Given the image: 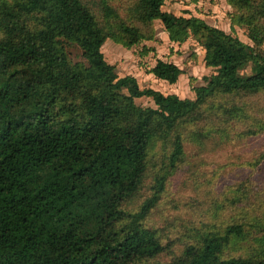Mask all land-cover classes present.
Returning a JSON list of instances; mask_svg holds the SVG:
<instances>
[{
  "label": "trees",
  "instance_id": "1",
  "mask_svg": "<svg viewBox=\"0 0 264 264\" xmlns=\"http://www.w3.org/2000/svg\"><path fill=\"white\" fill-rule=\"evenodd\" d=\"M226 2L253 44L167 12L163 0H134L125 18L104 0H0V264H133L164 250L141 224L157 195L137 212L120 206L139 189L152 141L170 136L169 171L182 155V122L264 132V0ZM155 20L171 41L195 39L215 69L193 98L141 89L104 58L106 39L127 48L153 39ZM63 40L86 62H73ZM149 72L174 83L181 69L157 59ZM141 96L154 106L136 105ZM200 224L180 255L146 264H264V201Z\"/></svg>",
  "mask_w": 264,
  "mask_h": 264
},
{
  "label": "rangeland",
  "instance_id": "2",
  "mask_svg": "<svg viewBox=\"0 0 264 264\" xmlns=\"http://www.w3.org/2000/svg\"><path fill=\"white\" fill-rule=\"evenodd\" d=\"M83 1L96 6L101 0ZM104 1L125 18L126 7L134 0ZM162 9L177 16H197L253 44L245 25L231 23L233 9L226 0H163ZM154 33L153 39L142 40L129 48L106 39L101 46L105 60L119 76H134L141 89L152 88L164 94L193 98V87L203 84L204 77L215 71L205 65L203 47L192 37L181 43L171 41L159 20L154 22ZM62 44L73 62H86L78 45L64 40ZM261 48L264 49V42ZM157 59L179 66L181 73L176 82L168 83L149 72ZM249 72V67L242 70V73ZM135 103L142 107L154 106L149 96L137 97ZM259 103L264 104V95ZM204 118L209 117L204 115ZM201 119L180 124L182 155L169 171L170 136L152 141L139 189L120 204L127 212H137L147 199L157 195L141 224L153 230L165 248L155 257L133 264L169 262L188 243L200 238L201 222L214 227L218 217L220 224L228 222L235 218L240 207L257 206L264 201V132L239 137L233 134L234 127L232 133H220L217 128L207 127ZM162 174L165 178L160 180Z\"/></svg>",
  "mask_w": 264,
  "mask_h": 264
}]
</instances>
